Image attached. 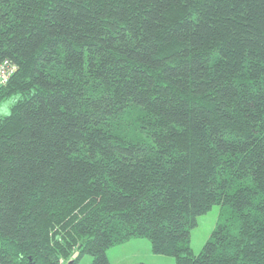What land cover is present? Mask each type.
Returning <instances> with one entry per match:
<instances>
[{"label":"trees","instance_id":"16d2710c","mask_svg":"<svg viewBox=\"0 0 264 264\" xmlns=\"http://www.w3.org/2000/svg\"><path fill=\"white\" fill-rule=\"evenodd\" d=\"M4 59L0 264H264V0H0Z\"/></svg>","mask_w":264,"mask_h":264},{"label":"rangeland","instance_id":"374dc122","mask_svg":"<svg viewBox=\"0 0 264 264\" xmlns=\"http://www.w3.org/2000/svg\"><path fill=\"white\" fill-rule=\"evenodd\" d=\"M10 102L11 98L1 102L0 113L8 111ZM219 211L220 205L213 203L209 209L197 214L196 224L190 228V246L193 252L200 250L215 224ZM107 256L108 264H136L138 261L145 264H174L172 255L153 252L146 237H131L114 244L107 248ZM90 260V254L84 253L75 264H90ZM62 263L67 264L65 261Z\"/></svg>","mask_w":264,"mask_h":264},{"label":"built area","instance_id":"2783aa9c","mask_svg":"<svg viewBox=\"0 0 264 264\" xmlns=\"http://www.w3.org/2000/svg\"><path fill=\"white\" fill-rule=\"evenodd\" d=\"M14 68V64L8 59H4L2 62H0V85L7 81Z\"/></svg>","mask_w":264,"mask_h":264},{"label":"water","instance_id":"95a60500","mask_svg":"<svg viewBox=\"0 0 264 264\" xmlns=\"http://www.w3.org/2000/svg\"><path fill=\"white\" fill-rule=\"evenodd\" d=\"M67 264H69V261L67 262Z\"/></svg>","mask_w":264,"mask_h":264}]
</instances>
